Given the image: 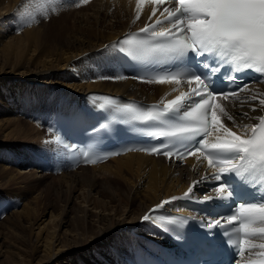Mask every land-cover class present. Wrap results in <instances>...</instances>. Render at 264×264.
Masks as SVG:
<instances>
[{
    "label": "bare ground",
    "instance_id": "bare-ground-1",
    "mask_svg": "<svg viewBox=\"0 0 264 264\" xmlns=\"http://www.w3.org/2000/svg\"><path fill=\"white\" fill-rule=\"evenodd\" d=\"M133 5V0H92L81 6H62L52 0H0V102L10 103L13 113H10L12 117L0 116V133L4 137L20 134L32 142V147L29 146L31 152L29 149L25 151V146L23 150L14 152L12 147L8 149L6 144L0 145V190L6 191L10 197L3 198L4 202L13 205L22 203L20 208L6 216L8 220L13 215L16 217V228L11 232L21 226L22 230L27 227L25 238L35 234V240L28 238L31 243L28 253V249H18L15 239L11 238L13 244L0 233L3 239L0 240V253L6 246V258L14 254L20 264H82L79 262L82 255L90 254V259L98 262L104 259L102 255L116 258L118 254L122 260L138 244L151 242V238L160 234L149 221L142 220L149 208L162 198L183 191L193 179L200 177L198 164L192 166L193 159L179 165L168 162L163 156L142 152H129L91 166L80 164L76 169L61 173L54 169L67 190H75L78 186L79 189H86L88 194L95 193L96 210L89 211L84 206L73 208L70 215L73 225L63 232L61 230L68 221H55L61 217L62 210L59 213L52 211L47 220L41 195H25L24 189L44 176L41 179L34 177L38 170H32L33 167H41L40 171L46 167L36 159L35 152L41 154L47 147L56 148L46 140L54 132L51 127L48 128V112V118L52 119L59 105L72 113L77 112L80 110L81 95L94 90L156 100L170 89L169 83L138 82L130 78L112 81L97 75L95 65L101 61L103 54L109 52L113 41L130 27L146 21L147 12L138 22L134 21ZM74 7L79 9L71 10L70 21L74 19L71 28L64 27L54 18L59 15L60 19L65 15L63 12L53 16V10L58 11L56 8ZM6 20L11 21L16 33L7 39L2 29L8 23ZM45 76L49 84L58 82L63 90L50 89L48 93V90L40 89L39 84L47 81ZM249 93L246 101L225 102L230 111L228 113L247 127L264 110V105L260 103L264 100V83L255 90L250 89ZM59 96L63 99L60 102L57 101ZM251 97H255L256 101L249 103ZM20 111L29 119L20 116ZM3 113L5 110H0V115ZM44 154H50V151ZM24 162V167H30V173L19 170ZM10 163L16 168H12ZM132 231H137L138 237ZM134 236L135 242L125 247L130 237ZM114 239L119 245L112 242ZM34 255L36 263L30 259Z\"/></svg>",
    "mask_w": 264,
    "mask_h": 264
},
{
    "label": "snow or ice",
    "instance_id": "snow-or-ice-1",
    "mask_svg": "<svg viewBox=\"0 0 264 264\" xmlns=\"http://www.w3.org/2000/svg\"><path fill=\"white\" fill-rule=\"evenodd\" d=\"M154 2L160 5L166 0H154ZM175 3L179 7H175L171 12L168 8H164V12L168 13L164 19L171 24V28H167L163 21L158 20L157 24L165 30H157L149 26L141 29L142 32L149 33L145 39L123 41L125 44L132 45L131 51L134 55L150 57L156 63H160L162 60L172 58L182 60L190 52V61L202 64L204 68H209L207 57L218 56L225 63L230 60L237 68L254 69L264 74V0H193L188 3L186 0H175ZM185 16L187 19H182ZM185 33H190V36ZM178 34H184L183 40L178 39ZM216 71H219L218 67L202 74L196 72L191 74L198 84L203 85L202 88L193 89V95L205 93L202 103L196 105L195 112L185 111L182 114L188 121V125L195 126L176 125L163 135L174 138L176 146L187 147L185 142L190 137L208 136L218 129L226 133V139H217L210 145L205 141L203 145L198 144L197 147L211 149L205 159L210 167L214 165L219 167V173L212 179L222 185L220 188L222 192L227 191V196L224 198L226 201L233 197L231 186L224 182L226 175L234 174L257 190L261 199L243 205L238 204L237 207L246 209L245 220L251 222L258 220L264 223V116L259 117L258 125L244 127L242 134H237L219 123L212 104L213 94L221 95L225 99L230 98L229 93L235 95L236 90L233 85L236 84L238 77L229 73L224 77V80L228 82V89L215 91L212 88L214 83L212 72ZM167 78L179 82L175 70L169 73ZM159 82L163 83L164 79H160ZM180 100V97L172 100L164 111L179 113ZM260 103L264 105V100ZM144 119L153 121L159 120L160 117L149 113ZM229 119H232L234 124L237 123L236 118L229 117ZM149 150L156 154L172 156V152L166 147L153 146ZM245 172L247 176L244 175ZM250 177H255V180L250 181ZM191 192L190 188L189 193ZM185 195L188 196V194ZM163 203L167 204L169 201ZM162 206L157 205V208ZM241 215L243 216L244 213ZM151 219V214L144 215L142 218L143 221ZM223 220L225 224H231L237 221V215L231 212L223 216ZM216 224L223 228L225 235L230 231L221 224L219 219L216 220ZM241 227L245 234L251 232L253 235L264 236V227L251 228L249 223L244 222H241ZM260 247L264 248V244ZM240 254L237 252L238 256Z\"/></svg>",
    "mask_w": 264,
    "mask_h": 264
},
{
    "label": "rangeland",
    "instance_id": "rangeland-1",
    "mask_svg": "<svg viewBox=\"0 0 264 264\" xmlns=\"http://www.w3.org/2000/svg\"><path fill=\"white\" fill-rule=\"evenodd\" d=\"M56 9L58 11L53 10V13H54L53 16L61 14L62 12L65 15H63L60 19H59V15L54 17V18L58 19L60 21V24L63 25L64 27L69 26V28H71L70 24L74 21V19H72V21H70L71 20V10L74 11V10L79 9V8L74 7V8H56ZM5 22H8V23L5 26H3L2 29H3V32H5L4 38L7 39V38H9V36L11 37V36H13V34L15 35L16 33H15V30H13V28L11 27L12 26L10 23L11 21L6 20ZM75 22H77V21H75ZM82 24H84V22ZM47 76L44 77L47 81H45L42 84H39L40 89L48 90L47 91L48 93H50V91H49L50 89L55 90V91L56 90L57 91L63 90L62 87L58 84V82L49 84V80L47 79L48 78ZM44 87L49 88V89H46ZM47 92H45V93H47ZM49 96H51V95H49ZM57 98H58L57 99L58 102L61 101V99H60L61 96H59ZM10 107H11L10 103L0 102V110H5V113H3V115H0V116L3 117L6 115L7 117L8 116L12 117V116H10L11 114H13L12 111H10ZM8 110L10 112H8ZM6 112H8L9 114ZM19 114H20V116H23L24 119L28 118V117H26V114H24L22 111H20ZM30 120H32V119H30ZM1 133H0V135H1L0 136V145L6 144L8 149L12 147L14 149L13 150L14 152H16V151L18 152L19 150H23L24 146H25L24 149H26L25 151H27L28 149L30 150V147H32V142L30 140L26 139L23 135L14 133V134H10L11 136L5 135V137H4L3 136L4 134H1ZM14 135H16L17 137H15ZM13 143H17V145H12ZM18 143L22 146H19ZM24 143H25V145H24ZM10 145H12V146H10ZM26 147H29V148H26ZM30 152H31V150H30ZM11 165H13L12 168H16L14 166V164H11ZM22 165H23V167H19L20 168L19 170L24 171L25 173H28L30 171L29 170L30 167H28V169L26 167H24L26 165L25 162L22 163ZM32 170H36V171L38 170L37 174H34V177H38V179H41L42 175H44V176L42 177L41 180H35L34 183L31 186H29V188L24 189L25 195L27 197H29V195L31 196V194L41 195V197H42L41 201H43L41 203V205H42V209L46 211V214H47L46 217H48V218H46L47 220L50 219V215H51L52 211L59 213V211L62 210V213L60 214L61 217L57 218L55 221L60 222V220H67L68 224H67V226H64L62 228L61 232H63L66 228L70 229L71 226L73 225L72 224L73 220H71V219H73L71 217L72 212H73L72 211L73 208H76V207L82 208L84 206L89 211L96 210L94 207V197H95L94 192H92L91 194H88L86 189L85 190L83 189L84 190L83 191L82 188L79 189L78 186L75 190L74 189L73 190H67L66 186H64L65 184L62 185L60 180L57 178V176H56L57 173H55V174L50 173L49 170H45V169L40 171V168H37V167L36 168L33 167ZM35 182H37V185ZM19 183H22V185H24L23 181H20ZM19 185H21V184H19ZM60 187H62V188H60ZM58 189L61 191V193ZM62 189L64 190L63 192H62ZM49 192H50V194L48 195L47 193H49ZM91 195H92V197H90ZM85 196H87V198H85ZM66 197H67V199H66ZM3 198L9 199L10 197L8 196L6 191L0 190V221H1L0 222V233L2 234V237L7 236L6 241L8 239V242H11L14 244L13 239H15L17 242L18 249L20 251H22V250L26 251L29 248V246L31 245V243L28 242V238L34 239L35 234H33L31 237L27 235V237L25 238V235L28 232L27 227L22 230L20 228L21 226L17 227L16 231L14 233H12L11 230L14 231V229L16 228V227H14L16 217L13 215L10 217L9 220H8V218H6V216L7 215L10 216L12 214L13 210H16L17 207L20 208L22 206V203L13 205L11 202H4ZM88 198H90L91 200L86 201V200H88ZM25 225H28V224H25ZM6 233L8 235H5ZM11 238H13V239H11ZM0 240H3V239H1V235H0ZM9 240H12V241H9ZM114 240L115 241H112V242L114 244L117 243L119 245V242H117L116 239H114ZM5 244L6 243H4V245ZM126 246H127V243L125 244V247ZM1 250L2 251L0 253V263H2V264H20L18 259H16V257L14 256V254H12V256H11V254H9L7 256H9L10 258H6V253H5L6 252V246H3ZM100 252L102 253V250ZM28 253H30V249H28ZM82 256L83 257H81V259L79 261V262H82V264H86V263L87 264H108V263L114 264L115 263V257L111 258L112 256L109 257L108 255H107L108 257L102 255V257L104 259H99L98 262L92 261V259H90V254L89 255H82ZM30 259H31L32 263H36V261H37V257H35V255L30 257Z\"/></svg>",
    "mask_w": 264,
    "mask_h": 264
}]
</instances>
